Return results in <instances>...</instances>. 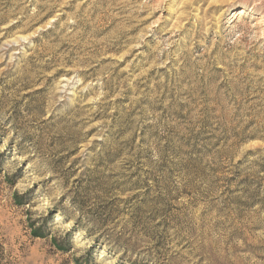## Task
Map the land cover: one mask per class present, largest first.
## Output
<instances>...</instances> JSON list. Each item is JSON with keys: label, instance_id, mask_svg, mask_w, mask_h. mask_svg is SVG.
I'll list each match as a JSON object with an SVG mask.
<instances>
[{"label": "rangeland", "instance_id": "374dc122", "mask_svg": "<svg viewBox=\"0 0 264 264\" xmlns=\"http://www.w3.org/2000/svg\"><path fill=\"white\" fill-rule=\"evenodd\" d=\"M0 264H264V0H0Z\"/></svg>", "mask_w": 264, "mask_h": 264}]
</instances>
